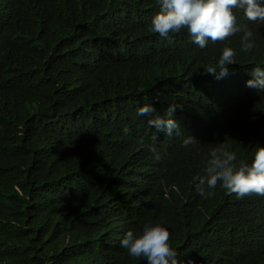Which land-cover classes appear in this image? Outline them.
<instances>
[{"label": "trees", "instance_id": "obj_1", "mask_svg": "<svg viewBox=\"0 0 264 264\" xmlns=\"http://www.w3.org/2000/svg\"><path fill=\"white\" fill-rule=\"evenodd\" d=\"M159 11L158 0H0V264H146L120 241L156 224L182 264H264V197L218 181L202 198L195 179L217 147L237 167L264 147V90L246 86L264 69V23L238 15L234 64L217 79L205 69L225 46L192 45L186 28L162 38ZM174 104L179 134L149 125ZM145 105L155 112L138 115Z\"/></svg>", "mask_w": 264, "mask_h": 264}, {"label": "clouds", "instance_id": "obj_2", "mask_svg": "<svg viewBox=\"0 0 264 264\" xmlns=\"http://www.w3.org/2000/svg\"><path fill=\"white\" fill-rule=\"evenodd\" d=\"M160 11L152 18L151 29L162 38L170 33L187 29V35L192 45L204 48L207 44L224 45L222 55L216 67L205 69L207 73L220 79L228 74V65L234 64L235 51L229 46L228 37L235 35L241 29L238 27V15L250 22L264 23V0H158ZM241 51L254 48L253 32L243 30ZM212 45V46H213ZM251 79L246 86L264 90V69L257 66L251 70ZM177 109L183 110L182 105H169L168 117L156 115L148 121L157 131L171 136L174 131L179 134V122L172 118ZM155 112L152 105H145L138 110V115H151ZM194 137L188 136L184 146L195 143ZM156 152L155 148L150 149ZM157 159L159 155L157 154ZM236 155L233 152L217 147L211 152V159L205 169V174L196 177V191L202 198L212 193L218 181L227 189L228 194H236L243 198L250 195L264 197V147H258L251 164L237 167L234 164ZM170 232L160 224L145 225L142 234L135 235L129 230L120 241V246L128 250L132 257L146 260V264H182L178 261V253L170 244ZM188 264H192L188 261Z\"/></svg>", "mask_w": 264, "mask_h": 264}]
</instances>
